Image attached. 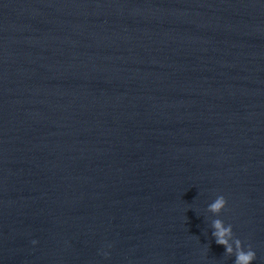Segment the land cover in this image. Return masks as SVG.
I'll return each instance as SVG.
<instances>
[{
	"label": "water",
	"instance_id": "1",
	"mask_svg": "<svg viewBox=\"0 0 264 264\" xmlns=\"http://www.w3.org/2000/svg\"><path fill=\"white\" fill-rule=\"evenodd\" d=\"M215 219L264 264V0H0V264H233Z\"/></svg>",
	"mask_w": 264,
	"mask_h": 264
},
{
	"label": "clouds",
	"instance_id": "2",
	"mask_svg": "<svg viewBox=\"0 0 264 264\" xmlns=\"http://www.w3.org/2000/svg\"><path fill=\"white\" fill-rule=\"evenodd\" d=\"M226 203L224 196H218L208 206L207 211L214 215H219L226 208ZM211 227L215 243L225 249L224 255L234 257L233 264H253V261L256 259L255 252L252 250L251 246L245 248L240 239L234 238L231 225L225 226L222 220L215 219L212 221ZM229 239L232 240L231 244L229 243ZM33 243H35V241H33ZM101 254L105 257L107 256V253Z\"/></svg>",
	"mask_w": 264,
	"mask_h": 264
}]
</instances>
